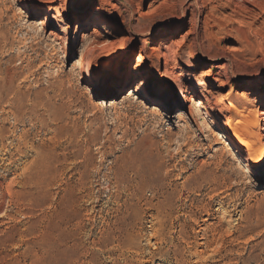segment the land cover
Instances as JSON below:
<instances>
[{
	"label": "rangeland",
	"instance_id": "rangeland-1",
	"mask_svg": "<svg viewBox=\"0 0 264 264\" xmlns=\"http://www.w3.org/2000/svg\"><path fill=\"white\" fill-rule=\"evenodd\" d=\"M231 103L264 137L248 3L0 0V264H264V168L214 135Z\"/></svg>",
	"mask_w": 264,
	"mask_h": 264
},
{
	"label": "bare ground",
	"instance_id": "bare-ground-1",
	"mask_svg": "<svg viewBox=\"0 0 264 264\" xmlns=\"http://www.w3.org/2000/svg\"><path fill=\"white\" fill-rule=\"evenodd\" d=\"M195 1L197 3V0ZM241 1L244 3L250 4L254 8L260 9L264 14V0H241ZM235 4L238 7V4L237 3ZM29 10H32V9H29ZM32 12H35V10H32ZM251 12L253 11L251 10ZM39 27L45 30L48 27V25L47 23L40 21ZM144 60H145V57L143 55H139L136 59V65H140ZM117 73H118V70L115 68H111V67L106 68L104 69L102 73V79L110 80L111 78L116 76ZM79 84L81 85V82ZM149 85H150L149 77L146 76L145 78L141 79V82L139 83V86L137 88L138 92H144L146 94V91ZM131 95L132 93L130 94V96ZM182 98L183 100L188 99L190 102H195V98L187 97L185 91H183L182 93ZM134 99L139 100L137 96H135ZM242 104L244 106V103ZM243 106L242 108H240L236 106L235 104L231 103L230 104L231 117H230V120L228 121V128H227L228 133H225L224 131H222L214 135L216 138L218 137L217 142L222 141L220 144L224 145V149L219 153L220 161L223 160V157L226 154L230 152H234L236 153V156H238V158L247 162L245 164V171L243 172L244 173H254L255 170H260L264 168V143H263L264 137H262L259 133V129H260L262 121L258 118V114H259L258 111L252 110L251 108H245ZM197 107L202 108V109L204 108L205 110L204 114L209 115V111L205 108V103L202 100H199ZM234 140H236L239 143L240 147L245 148L247 150V153H248L247 157H244V158L242 157V155L240 154V147L234 143ZM216 144L218 145L219 143H216ZM217 155L218 153H215V156ZM191 182H192V179L188 178L186 181V184L191 183ZM184 188H187V186L185 185ZM206 237L205 236L203 237V239H205V243L203 244L208 247L210 244L209 243L210 240L208 241V238ZM161 241H162V244H164L165 246L168 245L169 243L166 235H163ZM168 253L164 252V257L168 258L169 257ZM174 258L176 261H179L182 259L178 255H176ZM171 260H172V257H171Z\"/></svg>",
	"mask_w": 264,
	"mask_h": 264
}]
</instances>
